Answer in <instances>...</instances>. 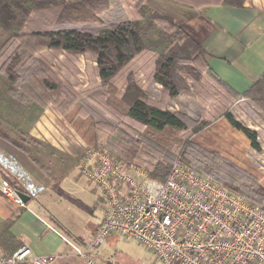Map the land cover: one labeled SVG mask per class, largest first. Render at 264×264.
<instances>
[{
    "label": "trees",
    "instance_id": "obj_1",
    "mask_svg": "<svg viewBox=\"0 0 264 264\" xmlns=\"http://www.w3.org/2000/svg\"><path fill=\"white\" fill-rule=\"evenodd\" d=\"M172 1L191 8L213 4L242 8L245 0ZM134 7L137 16L129 19L121 7L113 12L109 0L72 3L67 0H0V55L4 57L0 64V138L25 155L54 184L61 183L78 166L79 158H72L30 134L43 110L50 104L57 107L73 130L93 149L101 148L104 129L110 123L106 119H95L100 113L72 112L76 100L47 65L38 60L37 55L42 51L94 56L104 94L98 91L94 98H89L114 120L143 129L139 131V142L162 154V159L148 171L153 180L163 182L166 179L174 162L171 151L185 144L179 133L198 134L211 123L208 119H193L168 108L177 97L191 95L186 83L188 78L194 84L199 102L217 104L210 113L211 118L223 117L248 139L253 152H262L257 131L237 120L232 106L240 97L248 99L260 110L264 123V74L246 92L237 93L211 71L207 52L172 18L150 9L145 0H137ZM43 12L52 13L49 17L54 16V25L45 26L47 20L41 23L44 24L42 29L24 31L31 16L39 17ZM107 13L111 16L106 21L101 20ZM149 38L157 41L161 51L149 50ZM149 53L153 66L146 76V87L142 85L140 76L144 75L139 74V68L127 72L122 92H116L112 81L128 69H134L131 65L136 66ZM154 91L158 92L159 100L151 99ZM188 151L194 156L189 158L186 154L181 160L184 164L210 175L228 191L264 210V189L254 178L236 171L227 162H224L226 171L218 166L223 174L221 177L215 173V153L192 144L188 145ZM0 174L17 192L23 193L14 176L1 167ZM17 216L0 223V242H4L0 249L3 251L10 240L16 242L9 230Z\"/></svg>",
    "mask_w": 264,
    "mask_h": 264
},
{
    "label": "built area",
    "instance_id": "obj_2",
    "mask_svg": "<svg viewBox=\"0 0 264 264\" xmlns=\"http://www.w3.org/2000/svg\"><path fill=\"white\" fill-rule=\"evenodd\" d=\"M80 175L99 191L104 211L93 239L71 245L85 264H98L97 249L113 235L139 244L161 264H264V210L176 160L163 182L143 168L120 164L86 148ZM0 192L20 207L14 188ZM57 255L33 257L21 245L0 264H53Z\"/></svg>",
    "mask_w": 264,
    "mask_h": 264
},
{
    "label": "crops",
    "instance_id": "obj_3",
    "mask_svg": "<svg viewBox=\"0 0 264 264\" xmlns=\"http://www.w3.org/2000/svg\"><path fill=\"white\" fill-rule=\"evenodd\" d=\"M145 4L172 18L200 44L208 54L207 62L211 71L237 93L246 92L264 74V0H245L242 8L220 4L202 7L194 5L191 8L172 0H145ZM257 129L254 127L258 133ZM30 134L72 158L82 155L86 148L54 109L44 111ZM235 134L237 140L250 146L241 132L236 131ZM0 167L14 176L18 187L28 196L24 206L20 207L0 192V223L18 215L9 230L16 242L10 240L4 251L0 249V253L7 256L14 252L17 245H25L33 257L57 255L53 264H84L75 256L70 244L84 247L93 239L104 211V203L98 190L79 175L77 167L61 183L54 184L25 155L1 140ZM2 178L0 174V179ZM67 181L78 182L82 191L88 189L95 193L96 189L97 200L91 204L75 198L67 191ZM57 194H60V198H57ZM63 199L77 209L79 205L93 207L91 216L99 212L94 225L88 221L82 234L75 232L67 219L70 206H61ZM117 238V235H113L106 242L115 244ZM97 253L98 249L96 256Z\"/></svg>",
    "mask_w": 264,
    "mask_h": 264
},
{
    "label": "rangeland",
    "instance_id": "obj_4",
    "mask_svg": "<svg viewBox=\"0 0 264 264\" xmlns=\"http://www.w3.org/2000/svg\"><path fill=\"white\" fill-rule=\"evenodd\" d=\"M76 1L79 0H67L68 3ZM136 1L137 0H109V3L113 12L118 7H121L126 16L129 19H133L137 16L134 9ZM50 14L52 13L43 12L39 17L36 14L31 16L24 28V31L42 29L44 28V24L41 23L47 22V20L48 24H45V26H48L49 28L52 27L54 25V21L52 20V18L54 19V16L49 17ZM42 15H44L45 19H42ZM110 16L111 15L107 13L101 17V20H105ZM48 18H51V21ZM156 42L157 41L154 38L148 39L147 44L150 51H161L159 47H157ZM37 57L40 62L47 65L48 69L56 75L62 86L74 96L77 105L73 109V113L76 110H81V112L82 110H85L89 113L95 112V114L100 113L95 119H106L109 121L111 127L109 126L104 129L105 133L102 136L100 143L101 148L97 150H101L102 152L110 155L120 164L135 165L143 168L146 172L151 170L153 166L162 159V154L158 151L143 142H139V131L143 130L139 125L132 124L131 126L122 121L114 120L115 118L111 117L103 109V107L96 106L92 102V99L89 98V96L94 98V96L98 94V91H100V94H104V88L102 87V89H100L101 86L97 76L94 56L90 54L76 56L57 51H42V53H39ZM3 60L4 57L0 55V64ZM152 60V54L149 53L148 55L142 57L136 66L131 65L134 69H128L124 75L120 74L112 81L111 84L114 90L121 93L125 83V77L128 74L127 72L134 71L135 69L138 70L139 68H141L139 74L144 75L143 77H140L142 85L145 88L147 85V82H145V79L147 78L146 76H148L151 67L153 66ZM137 73L138 71H136L135 74L138 75ZM188 79H186V83L188 84L191 95L177 97L173 103L168 106V108L170 110L181 111L185 115L193 117V119H208L211 123L198 134H189L188 132L183 134L179 133L178 136L185 144L182 148L171 151L172 160H174V162L176 160L181 161L184 159L186 154L189 158H192L194 155L192 152L188 151V145L192 144L200 150L215 153L217 155V168L215 170L217 175L221 177L223 176L222 172L218 170V166L224 168L226 171L227 165L225 166L224 162H227L228 164L230 163L233 168L235 167L236 171H241L254 178L264 189V127H262L264 123L260 110L251 101L246 99L242 101V97H240L232 106V111L237 120L251 129H254V127L258 128L257 130L260 137L259 141L262 145V152L256 153L250 149V146H245L237 140V135L235 134L237 130L235 131V129H233L223 117H219L217 119L211 118L210 113L217 108V104L208 101V103L204 105L201 101L199 102V99L195 95L196 89L194 84ZM151 99H154L155 101L159 100L160 97L158 92L154 91L151 95ZM46 109L56 110V112H58V114L62 117L63 122L73 130L67 118L63 117L57 107L50 104L43 110L41 115ZM102 114L105 115V118H103ZM73 132L77 135V138L86 145L81 136H79V134H77L74 130ZM0 140L3 141L1 138ZM3 142L8 144L5 141ZM9 146L13 147L10 144ZM86 148L90 147L86 145ZM83 153L78 157L79 163L77 169L79 175V165L83 157ZM224 178L226 179V172ZM66 186L69 193L75 196V198H79L86 203L95 202L98 198V196L95 195L97 192L96 189L95 193L88 189L82 191V187L78 182L74 183L67 181ZM90 186L94 185L90 183ZM59 195L60 194H57V198H60ZM66 201L63 199L61 206L66 207L67 205L70 206L69 204H72L69 202L66 203ZM79 206V209L74 206H70V208L67 207L69 212L67 219L71 228L75 232L82 234V232L86 230L85 225L88 224V221H90L91 225H94L99 216V212H96L94 216H91L93 207L88 208L87 206ZM106 241L98 248V264H107V262L110 264H161L156 261L155 257L149 251H146L135 242L125 241L119 236L115 244H109Z\"/></svg>",
    "mask_w": 264,
    "mask_h": 264
},
{
    "label": "water",
    "instance_id": "obj_5",
    "mask_svg": "<svg viewBox=\"0 0 264 264\" xmlns=\"http://www.w3.org/2000/svg\"><path fill=\"white\" fill-rule=\"evenodd\" d=\"M16 196L24 203L28 200V196L23 193L16 192Z\"/></svg>",
    "mask_w": 264,
    "mask_h": 264
}]
</instances>
